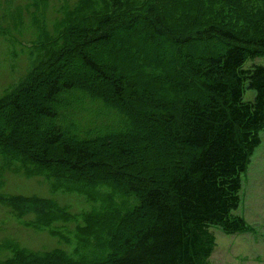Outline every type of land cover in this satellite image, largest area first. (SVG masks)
Instances as JSON below:
<instances>
[{
	"label": "trees",
	"instance_id": "obj_1",
	"mask_svg": "<svg viewBox=\"0 0 264 264\" xmlns=\"http://www.w3.org/2000/svg\"><path fill=\"white\" fill-rule=\"evenodd\" d=\"M67 2L48 26V0H31L39 57L0 95V175L42 172L52 193L87 200L110 186L135 203L81 214L76 232L102 241L100 256L81 237L71 253L6 240L0 264H210L211 226L251 229L235 211L264 129V62L245 66L264 60V0ZM0 206L52 237L74 218L36 194H0Z\"/></svg>",
	"mask_w": 264,
	"mask_h": 264
},
{
	"label": "rangeland",
	"instance_id": "obj_2",
	"mask_svg": "<svg viewBox=\"0 0 264 264\" xmlns=\"http://www.w3.org/2000/svg\"><path fill=\"white\" fill-rule=\"evenodd\" d=\"M67 1L72 3L75 0ZM8 2L7 7L9 10H13L12 13L17 5L21 9L24 24L22 33L19 32L15 24H11V20L9 21L2 15ZM27 2L29 8L25 10ZM30 3L31 0H0V95L15 85L26 72L31 61L37 60L39 57L33 44L28 43L33 38L29 35V32H32L31 14L34 12ZM61 3L63 0H48V7L45 11H39L40 14L44 15L48 26L58 16L56 9ZM6 31H10V37ZM261 62L264 60H249L245 66L248 67L253 63ZM252 97L253 92L247 90L244 98L249 100ZM260 138L261 143L255 149L248 168L242 175V188L239 193L240 205L235 211V214L245 219L251 229L245 233L225 234L220 228L211 226L210 231L215 237V247L209 258L210 264H264V129L260 132ZM97 192H103L107 195L106 197L101 195L96 200H87V197L81 193H52L42 172L35 176H24L7 170L3 171L0 175V194H36L41 197L52 198L58 202L61 208L71 213L74 218L56 221L54 229L59 231L60 236L65 235V237L60 238L58 235L52 237L46 231L25 228L15 216L13 217L9 213L7 208L0 206V245L7 240L35 251L59 247L71 253L77 244L76 239L81 237L83 240L80 241L86 244L84 249H81L83 246L80 245L79 250L81 252L87 253L91 258L102 255L104 253L102 241L98 242V238L90 237V232L82 235L76 232V225H81V227L86 225L81 214L92 210L99 211L103 208L101 201L105 203V206L121 210L132 206L135 203V198L123 195L110 186L99 185ZM101 239L104 241V237Z\"/></svg>",
	"mask_w": 264,
	"mask_h": 264
}]
</instances>
